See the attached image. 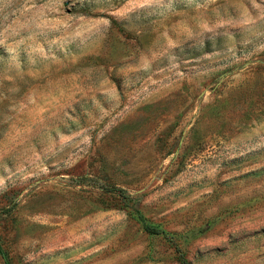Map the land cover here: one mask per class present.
Segmentation results:
<instances>
[{
  "label": "rangeland",
  "instance_id": "rangeland-1",
  "mask_svg": "<svg viewBox=\"0 0 264 264\" xmlns=\"http://www.w3.org/2000/svg\"><path fill=\"white\" fill-rule=\"evenodd\" d=\"M0 247L264 264V0H0Z\"/></svg>",
  "mask_w": 264,
  "mask_h": 264
},
{
  "label": "trees",
  "instance_id": "trees-1",
  "mask_svg": "<svg viewBox=\"0 0 264 264\" xmlns=\"http://www.w3.org/2000/svg\"><path fill=\"white\" fill-rule=\"evenodd\" d=\"M109 191L118 192L122 197H124V194H123L124 191L121 188H118L116 186H110ZM138 219L140 221L142 228L147 233L154 234V235L162 233V231L158 230L153 224L146 221L145 218L141 216V214L138 215ZM0 254L3 260V264H11L9 257L7 256L6 252L1 247H0ZM179 258L183 264H188V262L185 260L182 254L179 255Z\"/></svg>",
  "mask_w": 264,
  "mask_h": 264
}]
</instances>
